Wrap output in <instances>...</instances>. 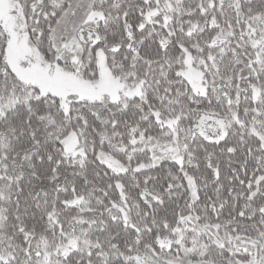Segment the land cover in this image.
<instances>
[{
    "label": "snow or ice",
    "instance_id": "obj_1",
    "mask_svg": "<svg viewBox=\"0 0 264 264\" xmlns=\"http://www.w3.org/2000/svg\"><path fill=\"white\" fill-rule=\"evenodd\" d=\"M0 264H264V0H0Z\"/></svg>",
    "mask_w": 264,
    "mask_h": 264
}]
</instances>
